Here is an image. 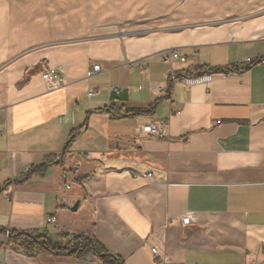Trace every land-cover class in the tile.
<instances>
[{
    "label": "crops",
    "instance_id": "1",
    "mask_svg": "<svg viewBox=\"0 0 264 264\" xmlns=\"http://www.w3.org/2000/svg\"><path fill=\"white\" fill-rule=\"evenodd\" d=\"M120 1L96 22L95 0H0V264H103L31 257L11 231L90 236L122 264H264V0Z\"/></svg>",
    "mask_w": 264,
    "mask_h": 264
},
{
    "label": "trees",
    "instance_id": "2",
    "mask_svg": "<svg viewBox=\"0 0 264 264\" xmlns=\"http://www.w3.org/2000/svg\"><path fill=\"white\" fill-rule=\"evenodd\" d=\"M8 243L18 250L33 257L40 253H49L57 256H69L75 259L94 255L103 264H122L121 261L111 255L95 239L86 235L68 237L60 235L59 239L65 241L64 245L53 242L45 234H33L27 232H8Z\"/></svg>",
    "mask_w": 264,
    "mask_h": 264
},
{
    "label": "built area",
    "instance_id": "3",
    "mask_svg": "<svg viewBox=\"0 0 264 264\" xmlns=\"http://www.w3.org/2000/svg\"><path fill=\"white\" fill-rule=\"evenodd\" d=\"M162 60L168 63H171L173 60H180L181 62H185L186 58L181 57L176 51H170L167 54H164L162 56ZM260 63L264 64V60H261ZM102 72V67L98 64L93 65L86 73V78H92L93 76L99 74ZM221 76H225L224 72H219ZM214 74H204V75H194V76H185V77H179L175 73H171L169 76V81L171 84L175 85L177 83H182L185 87L189 88L192 86H198V85H209L213 81ZM43 78L51 83H62L63 78L61 77L60 73L56 69H49L43 74ZM166 127L164 124H153L145 126L141 129L140 134L142 136H151L154 138L164 137L166 136ZM1 135V134H0ZM70 187L67 186L66 189H69ZM193 218L192 215H188L184 218H182V224L189 225L192 222ZM55 218H51L49 220V224H52L55 222ZM152 253L154 256L158 255L157 248H152ZM261 253L264 256V243L261 248Z\"/></svg>",
    "mask_w": 264,
    "mask_h": 264
},
{
    "label": "rangeland",
    "instance_id": "4",
    "mask_svg": "<svg viewBox=\"0 0 264 264\" xmlns=\"http://www.w3.org/2000/svg\"><path fill=\"white\" fill-rule=\"evenodd\" d=\"M192 1H194V2H192ZM198 1L199 0H191L190 3L196 4ZM186 2H187V0H139V4L143 3V4H148V5H144V6L140 5L138 7H136V6L130 7L131 0H128V13H130L129 9H134V10H140L141 14H144V12H145V14L146 13L161 14L165 10V8L170 6V5H173L172 8L175 9L179 5H183ZM104 3L108 4L106 10H111L112 14L120 13L126 9L125 3L120 1V0H95L96 8H98V9H96V12H95L96 22H98V19H103L101 17L103 10L100 9L99 6L101 4H104ZM243 15H246V14H243ZM207 22H211L212 24L213 23L214 24L219 23L218 20L215 21L213 18L207 19Z\"/></svg>",
    "mask_w": 264,
    "mask_h": 264
},
{
    "label": "water",
    "instance_id": "5",
    "mask_svg": "<svg viewBox=\"0 0 264 264\" xmlns=\"http://www.w3.org/2000/svg\"><path fill=\"white\" fill-rule=\"evenodd\" d=\"M78 203L75 205V207L72 209L73 211H77Z\"/></svg>",
    "mask_w": 264,
    "mask_h": 264
}]
</instances>
